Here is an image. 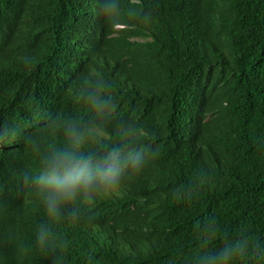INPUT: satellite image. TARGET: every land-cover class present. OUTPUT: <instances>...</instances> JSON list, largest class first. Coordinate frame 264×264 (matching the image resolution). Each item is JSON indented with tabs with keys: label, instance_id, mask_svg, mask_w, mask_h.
<instances>
[{
	"label": "trees",
	"instance_id": "trees-1",
	"mask_svg": "<svg viewBox=\"0 0 264 264\" xmlns=\"http://www.w3.org/2000/svg\"><path fill=\"white\" fill-rule=\"evenodd\" d=\"M86 31L94 53L69 121L86 126V146L123 140L128 122L142 159L75 219L62 211L61 252L20 227L1 237L0 264H195L212 223L223 235L209 248L240 234L264 242V0H0V221L52 224L25 204L39 202L21 176L63 129L23 121L48 91L73 98L47 58ZM93 85L112 100L102 115L83 101ZM241 264H264V252Z\"/></svg>",
	"mask_w": 264,
	"mask_h": 264
},
{
	"label": "clouds",
	"instance_id": "clouds-1",
	"mask_svg": "<svg viewBox=\"0 0 264 264\" xmlns=\"http://www.w3.org/2000/svg\"><path fill=\"white\" fill-rule=\"evenodd\" d=\"M105 8L102 3L101 10ZM92 39L93 32L86 31L64 46H55V54L47 58L48 68L60 75L62 84L70 79L73 98H62L55 91H48L47 95L39 96L34 105L35 112L29 111L28 120L25 118V124L38 122L42 126L55 121V130L60 132L63 129V142L48 146L39 156L37 166L21 176V183L39 202L25 204L40 205L46 221H52V224L31 225V230L27 227L34 220L28 222L25 217L26 223L23 221L21 226L19 217L0 221V250L1 237L11 239L21 227L22 235L34 237L35 244L40 248L50 242L55 251L61 252L62 241L69 228L62 222H55L61 219L62 211L75 219L79 208L91 204L97 197L117 191L123 176L139 166L142 153L130 138L128 122L120 124L123 140L107 146H86V126L69 121V116L75 114L72 103L80 98L75 94V84L87 72L94 53ZM61 100L68 103V112L57 109ZM83 101L90 112L101 115L112 107L110 96L97 85L87 91ZM57 119L61 120L59 125ZM8 139L10 137L0 131V143ZM222 235L215 223L205 225L199 237L200 251L195 256V264H241L253 253L264 252V242L248 234L224 237L216 247L209 248L211 241ZM69 255L76 263L83 258L77 236L70 245Z\"/></svg>",
	"mask_w": 264,
	"mask_h": 264
},
{
	"label": "bare ground",
	"instance_id": "bare-ground-1",
	"mask_svg": "<svg viewBox=\"0 0 264 264\" xmlns=\"http://www.w3.org/2000/svg\"><path fill=\"white\" fill-rule=\"evenodd\" d=\"M96 5H97L96 9L99 8V3L98 2H96ZM23 123H25V122L23 121Z\"/></svg>",
	"mask_w": 264,
	"mask_h": 264
}]
</instances>
